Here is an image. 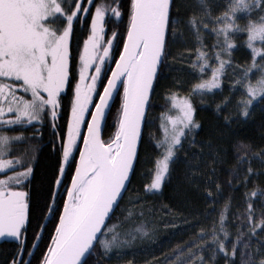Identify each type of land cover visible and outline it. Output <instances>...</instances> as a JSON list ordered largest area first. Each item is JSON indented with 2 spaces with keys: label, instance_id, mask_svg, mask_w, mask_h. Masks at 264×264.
Returning <instances> with one entry per match:
<instances>
[{
  "label": "snow or ice",
  "instance_id": "6c2138e0",
  "mask_svg": "<svg viewBox=\"0 0 264 264\" xmlns=\"http://www.w3.org/2000/svg\"><path fill=\"white\" fill-rule=\"evenodd\" d=\"M113 2L115 6L109 7L96 3V0H86V3L72 0L73 6L66 8L63 0H0V116L5 111L15 112L13 118L3 121L6 124H16L22 120L40 121L42 117L50 116L52 127L56 128L55 121L62 107V93L71 82L73 56L70 40L74 35V24L85 22L90 17V34L83 41L84 53L87 55L81 53L79 56V79L74 85L71 115L66 122V135L61 134L60 175L55 178L50 202L45 205L44 220L55 219V223L51 243L43 253L41 264H88L87 257L98 246L107 253L114 247L129 243L120 240L119 233L115 231L117 225H109L108 222L120 206L130 175L134 172L142 125L148 122L150 94L154 90L158 68L169 55V40L176 36L173 27L176 21L171 15L174 0H129L126 12H122L120 0ZM198 3L207 10V0H198ZM262 6L264 0H229L226 11L213 19L214 23L221 26L212 31L218 37L223 36V42L218 41L214 45L221 49L213 54L218 66L208 64V54L199 49L193 61V67L198 65L201 74L208 68L212 75L208 80L194 84L192 94L203 95L205 90L210 92L219 88L225 66H231V61L222 57L230 56L235 47L230 33L247 32L246 43L251 50L252 64L242 70L243 77L236 81L237 85H243L248 96L238 102L240 114L244 118H247L250 107L258 97L264 100V75L255 84L244 83L253 69L264 67L256 63L257 57L264 60V47H256L257 42L264 45V17L259 18V23L249 21L241 29L235 24V16L238 11L251 12L253 8ZM108 14L117 18L126 14L127 25L126 36L119 38V33L113 32L105 47L103 34ZM189 24L197 36L201 27L207 28L202 20L198 22L195 17L190 19ZM114 41L122 44V50L118 52V59L112 57L115 68L111 69L110 76L105 77L107 83L104 84L101 80L102 65L105 58L110 56ZM100 48L102 54H98ZM93 61L99 62L94 64ZM90 67H94L95 72L91 75V82L85 83ZM98 80H101L102 92L97 91ZM118 83L123 85V104L117 127L105 140L101 135L102 121ZM19 90L24 95H19ZM93 94L98 96V102L93 100ZM28 95L30 98H26ZM5 102L8 104L7 109L3 107ZM90 103L94 104V111L89 109ZM171 104L177 115L167 117L160 125L161 139L155 144L159 155L155 160L151 182L145 185V190L150 193L162 190L177 151L183 147L184 140L200 127L194 119L195 108L190 97L172 94ZM85 113L90 115V120L85 119ZM82 124L86 125L87 134L81 133ZM78 137L82 138L83 147L76 149L79 151V160L75 162L70 184L65 186V166L70 165ZM8 140L9 137L0 136V146ZM11 163L0 161V173L7 170ZM31 171L29 167L7 179H0V237H12L20 241V253L24 251L21 237L29 222V193L19 190L20 177H27ZM252 212V205L249 204V239L256 235L257 229L264 232V221L254 224ZM37 227L39 231L34 233V248L47 224H38ZM138 231L146 234L143 228ZM221 233L224 239H220ZM204 236H210L211 244L215 245L213 259L217 254H223L232 264H235V257L240 251L239 245L243 243L244 248L249 247L248 243L237 239L232 243L229 253L225 243L229 233L225 229L223 214L218 226L214 224L210 232L202 230L197 238L203 239ZM192 243L195 245L196 240ZM259 243L264 246V239ZM208 247V244H199L196 251ZM245 254L241 252V255ZM189 255L194 256L195 253L190 252ZM12 264H30V261L14 259ZM198 264H203V257L199 258ZM242 264H249V261H243ZM260 264H264V260Z\"/></svg>",
  "mask_w": 264,
  "mask_h": 264
},
{
  "label": "trees",
  "instance_id": "16d2710c",
  "mask_svg": "<svg viewBox=\"0 0 264 264\" xmlns=\"http://www.w3.org/2000/svg\"><path fill=\"white\" fill-rule=\"evenodd\" d=\"M63 2L66 8L73 6L72 0ZM83 2L86 3V0ZM96 3L115 6L113 0H96ZM228 3L229 0H207L205 10L198 0H174L171 15L176 21L173 25L176 36L169 40V55L159 67L154 81L150 107L147 109L148 122L142 125L134 172L130 175L120 206L108 222L109 225H119L124 231L130 227H137V230L143 228L146 234L138 231L133 243L119 252L106 253L98 246L87 257L88 264H198L200 257H203V264H232L223 254H217L213 259L215 245L211 244L210 236L197 238L202 230L210 232L214 224L218 226L221 214L225 216V229L229 233L225 242L229 253L232 243L237 239L249 245L247 248H244L243 243L239 245L240 251L235 257V264H242L243 261L260 264L264 260V246L259 243L264 239V232L257 229L256 235L249 239L248 220V205L251 204L252 222L260 224L264 221V100L258 97L250 107L249 115L244 118L240 114L238 102L248 96L243 85L236 84L243 77L242 70L252 64L251 50L246 43V31L230 33L235 47L230 56L222 57L230 60L231 66H225L220 77V87L210 92L205 90L203 95L192 94L193 85L206 79L211 73L206 68L201 74L198 65L193 67L197 50L208 54V64L212 67L218 66L213 54L221 49L214 45L218 41L222 43L223 36L218 37L212 31L221 26L214 23L213 19L226 11ZM120 4L122 12H126L129 0H120ZM193 17L207 25V28H200L199 36L189 24ZM260 17H264V6L253 8L251 12L241 10L236 13L235 24L244 29L249 21L259 23ZM126 25V14L120 18L108 14L104 23L103 46L112 38L113 32L119 33V38H123L126 35ZM89 28L90 17L85 22L74 24V35L70 40L73 56L70 66L71 82L62 93V107L55 121V129L50 116L42 117L40 121L22 120L16 124L3 122L13 118L15 112L5 111L0 116V136L9 137L8 142L0 146V161L13 163L15 157L23 159L17 162L18 165H9L7 170L0 173V179L23 172L29 167L32 169L27 177H20L22 180L19 189L29 193V222L21 237L24 251L19 252L20 241L15 238L0 237V264H12L14 259L41 264L43 253L51 243L55 219L44 220L45 205L50 202L54 180L60 175L61 134L66 135V122L71 115V100L78 78L79 56L83 41L90 34ZM256 47L261 48L264 45L257 42ZM121 50L122 44L114 41L110 56L102 65L104 68L101 80L104 84L107 80L105 77L109 75L114 64L112 57L117 59ZM98 54H102V48ZM256 63L264 65V60L257 57ZM262 75L264 67L253 69L244 83L255 84ZM101 80L97 81L99 92L103 88ZM175 93L190 97L195 108L194 119L200 127L184 140L183 147L177 151L162 190L150 193L145 190V185L151 178L155 160L159 155L155 144L161 139L160 125L167 117L177 114L171 104V96ZM18 94L24 95L22 90ZM97 99L98 96L93 94V100ZM122 104L121 87L106 114L102 128L103 139L107 140L114 133ZM217 105L220 106L219 109ZM5 106H8L6 102L3 103V107ZM93 106L90 103L89 109L92 110ZM85 119H89L88 113H85ZM85 129L86 125L82 124V134ZM82 142V138L78 137L70 165L65 166V186L70 184L79 156L76 149L81 148ZM249 169L252 171L249 172ZM38 224H47V228L34 248V233L39 231ZM194 239L195 245L192 243ZM220 239H224L222 233ZM199 244H208L210 247L196 251ZM190 252L195 255H189ZM241 252L246 254L241 255Z\"/></svg>",
  "mask_w": 264,
  "mask_h": 264
},
{
  "label": "rangeland",
  "instance_id": "374dc122",
  "mask_svg": "<svg viewBox=\"0 0 264 264\" xmlns=\"http://www.w3.org/2000/svg\"><path fill=\"white\" fill-rule=\"evenodd\" d=\"M88 37V36H87ZM89 47H91V45H89ZM100 50V49H99ZM81 53H84V45H83V47H82V49H81V52H80V54ZM85 55H87V53H84ZM97 61H93V63L95 64ZM80 64H81V62H79V66H80ZM94 70V67H90L89 69H88V76H87V78H86V80H85V83H90V78H91V75H92V71ZM211 75H212V73H210V76L209 77H207L206 79H204V80H208L210 77H211ZM78 76V78H77V80L79 79V75H77ZM77 80H76V82H77ZM176 94V93H175ZM179 95V94H178ZM30 96V95H29ZM180 97H184V96H182V95H179ZM73 98H74V93H73ZM7 107L8 106H5L4 108L5 109H7ZM177 113V112H176ZM177 115V114H176ZM175 115V116H176ZM175 116H173V117H175ZM167 119V118H166ZM19 160H23V159H20V158H14V162L12 163V164H10V166H12V165H18V161ZM153 172H154V170H153ZM16 173H20V172H16ZM153 174V173H152ZM13 174H11V176H12ZM2 179H7V177L6 178H2ZM151 179H152V175H151V178H150V180H149V182H148V184H150V182H151ZM22 180V179H21ZM20 190V189H19ZM110 225H114V224H110ZM115 231L117 232V233H119V239L120 240H126V241H129V243H127V244H124V245H121L120 247H114L111 251L112 252H119V251H122V250H124V249H126V248H128L132 243H133V240L134 239H136V234L138 233V230H137V227H134V228H128V229H126L125 231L123 230V228L122 227H120L119 225L116 227V229H115ZM110 238V237H109Z\"/></svg>",
  "mask_w": 264,
  "mask_h": 264
},
{
  "label": "water",
  "instance_id": "95a60500",
  "mask_svg": "<svg viewBox=\"0 0 264 264\" xmlns=\"http://www.w3.org/2000/svg\"><path fill=\"white\" fill-rule=\"evenodd\" d=\"M108 45H106V47H107ZM107 58V57H106ZM105 58V59H106ZM118 58H119V56H118ZM117 58V59H118ZM113 68H115V63H114V65H113V67H112V69ZM159 69V68H158ZM111 75V71H110V73H109V76ZM155 81V80H154ZM106 83H107V80H106ZM105 83V84H106ZM121 86H122V84H119L118 83V87H117V89H115L114 91H113V96H112V98H110V100H109V108H110V105L112 104V102H113V100H114V98H115V96H116V94L118 93V91L120 90V88H121ZM102 91H103V89H102ZM151 95V94H150ZM98 100H99V98H98ZM98 100H97V102H98ZM109 108L108 109H106V112H105V117H106V114H107V112H108V110H109ZM95 109L93 108V111H94ZM91 119V117L89 118V120ZM105 120V119H104ZM104 120L102 121V127H101V135H102V128H103V124H104ZM85 134H87V127H86V130H85ZM140 141V140H139ZM138 145H139V142H138ZM138 145H137V150H138ZM127 185H128V183H127ZM124 194V193H123Z\"/></svg>",
  "mask_w": 264,
  "mask_h": 264
},
{
  "label": "bare ground",
  "instance_id": "6f19581e",
  "mask_svg": "<svg viewBox=\"0 0 264 264\" xmlns=\"http://www.w3.org/2000/svg\"><path fill=\"white\" fill-rule=\"evenodd\" d=\"M83 147V144H82V146H81V148ZM78 160H79V158H78ZM255 167H256V165H255Z\"/></svg>",
  "mask_w": 264,
  "mask_h": 264
},
{
  "label": "flooded vegetation",
  "instance_id": "af4514ba",
  "mask_svg": "<svg viewBox=\"0 0 264 264\" xmlns=\"http://www.w3.org/2000/svg\"><path fill=\"white\" fill-rule=\"evenodd\" d=\"M110 39H111V38H110ZM102 68H104V66H103Z\"/></svg>",
  "mask_w": 264,
  "mask_h": 264
}]
</instances>
